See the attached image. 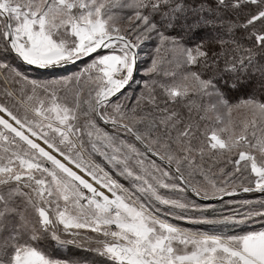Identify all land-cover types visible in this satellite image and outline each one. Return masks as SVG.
<instances>
[{"label": "snow or ice", "instance_id": "1", "mask_svg": "<svg viewBox=\"0 0 264 264\" xmlns=\"http://www.w3.org/2000/svg\"><path fill=\"white\" fill-rule=\"evenodd\" d=\"M0 264H264V0H0Z\"/></svg>", "mask_w": 264, "mask_h": 264}, {"label": "trees", "instance_id": "2", "mask_svg": "<svg viewBox=\"0 0 264 264\" xmlns=\"http://www.w3.org/2000/svg\"><path fill=\"white\" fill-rule=\"evenodd\" d=\"M73 66H70L69 68H72ZM71 74V72H69V70H67V72H63V71H58L54 74H48V73H43L41 75H39L37 78L40 79H53V78H58L59 76H63V75H69ZM31 75L36 76V73H31ZM138 91V89H137ZM243 197L249 198V199H255L259 196V193L256 194H240ZM253 227H258V225H253ZM73 251H76L75 249H73ZM61 252L65 255H68L70 253L67 252V250H61Z\"/></svg>", "mask_w": 264, "mask_h": 264}, {"label": "rangeland", "instance_id": "3", "mask_svg": "<svg viewBox=\"0 0 264 264\" xmlns=\"http://www.w3.org/2000/svg\"><path fill=\"white\" fill-rule=\"evenodd\" d=\"M146 51H148V50H146ZM141 56H142V58L145 59V60L148 59V57H147V55H145V53H142ZM80 67H82V65H81L79 62H77L76 66H73L72 68H68V70H69V72L72 73V72L77 71ZM63 72H67V71H63ZM142 75H143V67H141L140 70H138V72H137V80H139V78H140ZM141 83H142V81H141ZM134 87H135V85H134ZM242 194H243V193H242Z\"/></svg>", "mask_w": 264, "mask_h": 264}]
</instances>
